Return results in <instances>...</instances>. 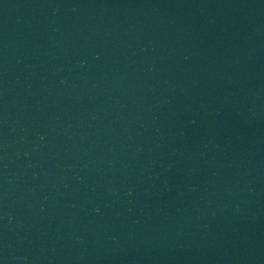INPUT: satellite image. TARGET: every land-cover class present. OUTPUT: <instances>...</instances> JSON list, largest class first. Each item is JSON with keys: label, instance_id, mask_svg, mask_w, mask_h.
<instances>
[{"label": "water", "instance_id": "95a60500", "mask_svg": "<svg viewBox=\"0 0 264 264\" xmlns=\"http://www.w3.org/2000/svg\"><path fill=\"white\" fill-rule=\"evenodd\" d=\"M0 264H264V0H0Z\"/></svg>", "mask_w": 264, "mask_h": 264}]
</instances>
